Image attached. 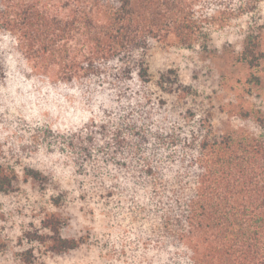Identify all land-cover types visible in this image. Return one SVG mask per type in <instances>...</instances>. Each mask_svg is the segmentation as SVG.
I'll list each match as a JSON object with an SVG mask.
<instances>
[{
  "label": "trees",
  "instance_id": "16d2710c",
  "mask_svg": "<svg viewBox=\"0 0 264 264\" xmlns=\"http://www.w3.org/2000/svg\"><path fill=\"white\" fill-rule=\"evenodd\" d=\"M263 6L264 0H0V31L16 38L25 56L45 59L95 98L106 96L93 120L73 131L47 127L45 145L71 157L75 200L104 205L141 240L127 262L152 252L157 264H264V135L217 133L193 87L174 70L151 69L153 51L172 37L188 49L208 48L221 30L239 28L245 46L254 45L264 29ZM15 180L0 168V193ZM71 194L59 191L52 201ZM53 220L45 214L27 239L49 244L51 253L79 248ZM45 229L53 235L45 238Z\"/></svg>",
  "mask_w": 264,
  "mask_h": 264
},
{
  "label": "rangeland",
  "instance_id": "374dc122",
  "mask_svg": "<svg viewBox=\"0 0 264 264\" xmlns=\"http://www.w3.org/2000/svg\"><path fill=\"white\" fill-rule=\"evenodd\" d=\"M261 15L264 23V6ZM261 34L248 48L239 28L221 30L208 48L188 49L172 37L153 51L151 69L174 70L193 87L212 112L217 133L258 138L264 135V29ZM24 53L16 38L0 31V68L6 71L0 72V168L16 176L0 193V264H131L125 256L141 240L126 234L125 223L104 205L75 200L79 182L71 157L46 147L47 127L73 131L93 120L97 100L106 96L95 98L45 59ZM63 190L72 193L68 201L53 202L52 195ZM45 214L53 216L63 238L80 242L79 248L51 253L49 244L28 240L27 231ZM43 233L53 235L49 229ZM134 264H157L155 253Z\"/></svg>",
  "mask_w": 264,
  "mask_h": 264
}]
</instances>
